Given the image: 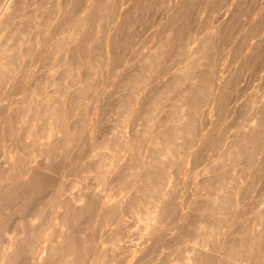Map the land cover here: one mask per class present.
<instances>
[{
  "label": "rangeland",
  "instance_id": "1",
  "mask_svg": "<svg viewBox=\"0 0 264 264\" xmlns=\"http://www.w3.org/2000/svg\"><path fill=\"white\" fill-rule=\"evenodd\" d=\"M6 1L7 0H5V2ZM38 1L42 3L40 7L42 10L38 9L37 12L42 14L41 22L42 23L44 22L43 23L44 25L41 24L43 25L42 27L44 28L40 26V28H42L43 30L41 31L40 29V32H42V34L40 35V43L38 46L34 47L31 50L32 52L29 53V56L26 57L28 60L25 58L24 59L25 62L24 63L22 62V64L25 66L21 67V69L25 67L29 68V69L25 68V70L22 69L23 72L26 70L28 71V72L27 71L24 72L25 73V75H23L24 77H21L23 74L22 71L18 73L19 77L23 78V80L20 81V79H18L19 80L18 81L16 79L14 80V83L13 82L4 83L6 86L3 85V87L0 85V88L2 87L0 89V108H1L0 109V120H4L6 118L5 112L7 110L5 109L6 111H4V109L2 108V107L6 108L5 107L6 105L4 106V103L6 104L9 101H11L13 98L20 95V93L22 92V89L27 88L28 86L33 84L31 82H36L35 80L38 79L37 82L39 81V84H38L39 91L41 90L44 91V84H45L44 81L53 75L56 77L59 75L60 66H58L59 68L58 69L57 65H52L53 63L50 61V59H48L47 54L43 53L41 48H43V46L49 40L53 39L54 37H57V35L58 37L61 36L63 34V31L67 27H69L76 18H80V15H81L80 13L85 3V0H60L61 1L60 5L58 4V6L57 5L54 6L56 4L55 0L54 1L53 0H47V1L46 0H33V1L23 0L24 5L22 4L21 9L22 8L23 9L22 10L20 9V13L22 14L30 13L32 11L31 9L36 7L35 5H37ZM100 1H99L100 3L99 5L96 4L97 6L96 5L95 7L93 6L94 8L91 7V13L89 14L91 19H96V20H91V22L92 21L93 22L86 29L87 32L85 36L88 37L87 38L88 40L90 39L89 47L88 48L85 47L84 49L82 48L83 51L80 50L81 54L80 52L78 54L80 55L81 59L83 60L87 59L91 61L92 63L90 62V64L93 65L92 67H90V69L87 68L88 66L86 65H85L86 68L84 69L83 68L84 65H81V68L84 71H82L81 68L79 69L83 72L81 74L83 77L82 79L83 80L85 79L83 81L84 82L83 88H81L82 91L79 90L77 93V95H80L79 97L80 99L77 97H74L76 98L75 99L76 101L73 104L71 103V105H69L70 103L69 101H66L67 103L65 102L66 106L65 104H59V106L62 105V106H65V108L69 107L71 110H73L72 112L76 113V116H74L75 114L73 113L74 117L73 116H71L72 118L67 117L69 120L67 119V121L64 122L65 126L70 127L72 130L76 129V131L73 130L71 132V134L68 136L69 139L67 137V139H65L66 142H63L64 144L61 142V141H64L63 138H60L57 141L58 143H55V147L51 148L53 146L51 144L52 145L51 147L49 145V147L47 146V148L44 147V149L43 148L40 149L41 147H39V143L36 141L37 139L35 138L37 137L36 135L39 136L40 134H42L41 130H39L40 124L37 121L41 115L38 114L39 116H36V119L34 121L36 123L34 124L35 129L33 128L32 125H29V123H31V121L28 120L29 118L25 120L27 123L24 122L21 125L18 119V117L20 118L19 115L16 117V119L11 118L10 121L12 122V124H10L11 122L9 120L4 122V124L6 125H4L3 123L0 124V127L1 126L6 127V128L3 127L5 129L1 127L3 129V132H2V129L0 128L1 129L0 133L3 134L2 136L0 135V156H1L0 163H2L0 164V175H1L0 181H2L3 177L5 179V180L3 179V182L8 181L9 179L14 180L15 178H17L16 179L17 181L19 180L18 179L19 173L17 172L24 171V168H25L24 163L21 164L20 162L21 158L20 159L18 158L20 155L23 156L22 159L24 157L27 159L31 158L30 162L35 163V165H33L32 167H36L37 165L40 166V164H43L48 169V170L46 169L45 171L47 174L43 173L44 171L41 170L39 171V174L41 175L38 174V177L31 178V179H34L33 181L35 182L29 181L28 179L26 180V182H23V184H26V186L21 183L23 187H20V189L16 188L17 190L14 192L15 194H13V196H11L12 195L11 192L4 190L5 187H3V184L5 185L6 182L4 183L0 182V184L2 185L0 186V190H1L0 192H4L2 193V195H0V203H3L4 206L8 205L7 206L8 208L5 209L4 211L3 204H0L1 211H4L3 213L0 211V216H2L0 218V222H1L0 223V233L1 234L4 233L3 235L0 234V237H2L0 238V247L1 248L3 247L4 242H5V246L9 245L8 244L9 237H17L20 240V243L18 244L20 246V253L15 256V259L17 258L16 262L17 264H19V261H21L20 264L21 263L23 264V262L24 264L26 263L28 264L29 256L27 257L28 252L26 250H28V247L30 245H33V243L31 242H34V239H37L38 241H36V243L40 244V247L38 248L37 256L42 257L48 254V249L46 248L49 246L51 242L53 241L57 242L61 240L63 241L67 239L66 235L67 236L70 235L71 237L73 236L72 238L74 240L75 245H77L78 247L82 246L80 247L82 250L80 251L82 253L80 254L78 258L77 264H89V261L91 264V261L93 259H94L92 261L93 264H122V263L128 264L132 259L140 260L141 263L139 264H153V263L154 264H181L182 256L186 253H191V251H193L192 250L193 245L191 246V243L188 240L191 241L194 238L195 239L198 238L197 240L199 241V243H201V241L203 240L202 237L204 236L201 234L200 231H198L199 233V236H198V234L196 233L197 228L195 226L199 219L205 218L208 222L209 221L214 222L215 225H214L213 232L215 233L216 231H218V235H216L217 232L213 234L212 237L215 240L211 238L213 240L212 242H210L209 246L215 245V247L216 246L221 247L222 246L221 243L223 241H225L226 244L228 243V245H226L225 247L223 246L221 247L222 249L221 251L223 252V254L221 252L222 254L221 256L218 255L216 257V255L214 256L213 254H211L212 256L210 254H208V256H205L208 259L204 257L205 261L203 264H230V263L232 264V262H230L226 256L225 257L223 256L224 253L228 252L230 254L232 253L233 255L235 254L238 257L241 256L242 252L244 251H239V252H235L232 250L229 251L228 247L230 244L234 243V241L236 242L238 240L239 235L240 236L242 235L243 237H246V238L248 237L249 228L247 227H248V224L250 223L249 220L251 219L254 220L255 217H257V214H255L254 210H258L264 207V124L262 125V127L259 126L254 129V132H255L254 139L255 140L254 139L253 140L255 143H253V141H250V142L249 141L244 142V140L239 141L241 140L240 138L243 136V131H244V134L246 131H248V130H245L244 126L249 122V120L247 119H250V116H252L253 114L252 112L257 107L259 108L261 106V108H263L260 118H261V121L264 123V118H263L264 117V106H263L264 105V0H100ZM66 2L67 4L64 6ZM45 5L46 7L48 5V7L45 8ZM60 7H63V8L61 9ZM54 8L55 9L57 8V9L55 10ZM96 13H98V16ZM50 20H53V21H50ZM93 23H94V26H93ZM45 24L47 25V27ZM14 27L15 26L12 25L11 29H13ZM108 33H109V37H108V41H106V38H107L106 36ZM47 35L48 36L50 35V36L48 37ZM112 35H114V38H113L114 40H112L111 38ZM203 41L205 42L203 43V46L200 49L199 53L197 54V52H193V50L197 47V45H199L200 42L202 43ZM90 46L93 48V50H91L92 48ZM204 46H205V50H204ZM152 47L154 48L155 51L152 50L153 49ZM107 51L108 52L110 51V52L108 53ZM149 52L151 53L153 52V53L151 54ZM157 52L158 54L156 57L155 55ZM147 53L148 55H151L153 57L151 58V61L149 60L148 63H144V62L142 63V60H144V57L147 56ZM78 55H76L77 57L75 56V61L78 60ZM87 56H89V58ZM103 56H104V59H103ZM90 57L91 58L93 57V59H91ZM29 59H31V61ZM189 59L191 61L198 60V64L192 62L190 65L191 67L189 66L190 68L188 67L185 70V72H190V73L192 72L194 74L196 72H197L196 74L200 73L199 78H201L203 81V83L201 84L202 88L201 89L199 88V90L195 93V96H193L192 98L193 99L192 102L194 101L193 105H195V107L193 106V109L196 112H192L193 109H190L191 114L189 115V117L191 119V128L188 133L189 134L191 133L190 135H192L193 133V136H190L188 133H183L180 139L182 141V142L180 141V143L183 146L180 147L181 145L178 146L175 144L176 146L174 145V147H172L175 154L176 153L177 154L169 156L168 159H170L171 162H169L170 161L169 160L168 162H166L167 165L161 164L158 166V167H162V166L169 167L168 174L170 173L169 174L170 181L166 185V190H170L171 188L172 189L170 190L171 192L168 191L169 194L170 193L171 194L168 195V198L166 200L167 202L166 216L168 220L165 219L164 226L160 230L156 229L155 231L154 229L152 230V232H149V229L145 228L144 226L145 222L147 221L146 216H144L145 206L143 203L139 202L140 195L141 196L143 195V193L139 192L141 191L140 188H142L140 185L143 186L145 182H142L141 180L135 181L131 177H130L131 179L129 177L126 178L127 177L126 173L128 171L126 172L125 170L124 172L123 170L124 172L123 173L121 170L123 168H121V166L125 167L126 165L128 166L129 164H130L129 166L132 165L131 166L132 170H130V172H132V177L134 178L141 176V174L143 173L142 171L144 168L141 169L142 165L139 164L138 162L144 158L143 152L146 151L145 149H148L150 153L153 150L152 149L153 145L148 143L150 142L148 139H151L150 135H152L151 136L152 138L154 137L153 136L155 135L154 131L157 130L159 126L161 127L160 129L164 131L169 128L170 122L166 123V121L168 118H171V116L169 115H171L172 112L171 111L167 112L166 110L167 109L170 110L171 104H173V102L175 101L174 97L177 94H179L180 90H182V88L185 86V83H183L182 81L181 83L178 82V84L177 82L176 84L175 82H173V84L172 82H170L169 84L167 81L168 79H170V77L173 75L174 72H177V70H179L178 68L182 67V65L184 66V65H187V63H190ZM95 62L96 64L98 63L97 65L99 66L100 69L97 68ZM48 67L49 69H51L50 67H53L51 69V72L53 74L52 73L49 74L48 71L50 70L48 69ZM93 68H95V70L97 69V71L99 70L98 73L95 71L96 72L95 74ZM55 69H57L56 71H58V75ZM87 69H88V72H87ZM188 69L189 71H187ZM192 69L193 71L194 70L196 71L193 72L191 71ZM132 70L134 71L135 74L133 73ZM89 72L90 74H92L93 72V74L88 75ZM32 73L34 74L32 75ZM46 73L47 75H49V77L46 76ZM75 73L76 72H74V74ZM130 74L137 76V78H140V80L133 84V82H131L132 81L131 78H133L134 76L131 75L132 76L131 77ZM30 76H31V79H29ZM125 76H126V79H125ZM127 76L130 77V79ZM146 76H147V79H146ZM217 76L219 77L217 78ZM74 77L76 78V74L73 76V79ZM220 77L221 79L219 81ZM127 78L129 81L127 80ZM212 79L213 81H211ZM24 81L25 83H23ZM26 81H29V82L27 83ZM85 81H86V85H85ZM87 81L90 83L92 82L91 83L92 85L88 83ZM139 82H140L141 87H139ZM164 82H165L164 84L165 87L170 85L171 88L168 91V95L164 94L160 97L161 98L160 99L158 98L159 92L156 93V91L159 88H161ZM220 82L223 84L221 85ZM71 83L72 82H70V84ZM80 84L82 85V82ZM143 84H146V85L144 86ZM72 85H75L76 87L75 86L73 87ZM72 85L69 88V89H72V91L78 87L77 84H72ZM173 85H175V87L178 85L179 86L175 88ZM59 86H60V93L64 92L65 90L62 91L63 90L62 88L65 87V84L63 85V83L61 82ZM133 86H136L134 87V89L140 92L135 93L136 91L132 88ZM213 86L215 90L212 89ZM50 87L51 86L47 87V89L49 90ZM219 87L222 89H220ZM52 88L53 87H51V89ZM218 88L220 89V91L218 90ZM8 89H11V90H8ZM202 92L204 93L202 94ZM213 92L214 94L216 93L215 96H213ZM127 93L129 94L128 95L130 97L129 99L127 98ZM132 93L133 94L135 93V94L133 95ZM81 94L83 95L86 94V95L83 96ZM59 96L62 99L60 94ZM118 96L119 97L122 96L121 98L123 99L126 96L125 97L126 101L124 100L125 101L124 102L123 99L120 98L121 100L120 102ZM135 96L137 100L136 98L135 99L133 98ZM164 96L167 100L163 98ZM74 98L72 101H74ZM154 98L160 101L158 105V109H157V105L154 104V102H152L153 101L152 99ZM213 98H214V102H213ZM61 99H59V101L60 103L61 102L63 103V100L61 101ZM116 99L120 103L116 101ZM130 99L133 101H131ZM147 101L149 104L150 103L152 104L150 105L147 104ZM162 101L166 105H164ZM138 102L139 103L141 102V103L139 104ZM212 102H213V105H212ZM133 103L135 104V106L136 105L137 106L135 107ZM117 104H119L120 106L119 105L116 106ZM131 107H133V109ZM153 107H156V108H153ZM154 109L156 111H154ZM172 109H175V108H171V110ZM71 110H70V113H72ZM159 110H162V111H159ZM33 111H32V114L30 115V118H35ZM127 112H129V114H127ZM120 116L122 119L120 118ZM192 117H194L195 119ZM68 121L71 125L68 124ZM89 123L90 125H88ZM72 124L73 125L76 124L75 125L76 127L73 126ZM11 127H12L11 131L12 132L14 131L16 135L12 134V132L9 131ZM192 127H194L195 129ZM201 127H205V128H201ZM7 128H8V131L6 133ZM200 128L202 129L201 131L199 130ZM26 129H28L27 133L29 132V130L31 131L30 133H28V135L33 134L36 137L33 138L34 136L29 135L31 139L33 138L32 140L30 139V137H26ZM135 129H136L135 141L137 143L134 141L133 143L134 148H132L131 150L132 153L130 152V154L129 153L126 154V157L131 156L130 157L131 160L129 158V163L122 165V162L125 161V159H122L123 158L122 156V158H119L120 160L119 159L117 160L116 165L113 164L110 166L109 163L112 160H114L116 156L119 155L118 152L121 147L120 144L122 145V143L120 142L124 141V135L130 136L131 133ZM194 130H197V131L194 132ZM262 130L263 132L261 135L260 133ZM35 131H36V134H35ZM39 131L41 133H39ZM150 131L153 133L151 134ZM199 131L201 133L203 131L202 135ZM9 132L11 133L9 134ZM121 134H124L123 138H121L122 136ZM186 134L189 135V137ZM198 134H200L201 136H198ZM29 140H31V142ZM33 141L35 143H33ZM113 141L116 144L119 143L118 144L119 146H116V144H114ZM234 141L235 142L239 141L240 146L239 148H237V150L239 151H237V153H235L233 157L231 156L232 158L231 160L233 161L230 160L228 162V165L225 167H221L220 163L219 164L214 163L213 160L215 159V157L217 158L218 154L221 153L225 149L226 143L228 142L232 143ZM106 143L108 144L105 145ZM142 143H144V145ZM177 144L179 143L177 142ZM252 144H253V147H252ZM15 145L18 146V148L20 149H18ZM30 145L31 147L32 146L33 147L31 148ZM104 146H106L107 148ZM122 152H124L125 154V150H123ZM122 152L120 151V155H124ZM238 152H240L241 154ZM9 153L11 154L15 153V156L13 157L14 158L13 161L9 159ZM19 153L21 154L19 155ZM131 154L133 155V157ZM152 154L156 156L155 152L154 153L152 152L150 155ZM141 155L143 156V158ZM86 157L87 158L89 157V158L87 159ZM32 158L35 160H33ZM118 161H122V162H118ZM30 162H27V163H30ZM96 163H97V166H96ZM109 166L110 168L107 169L106 171L101 170V168L103 169ZM112 166H114V169ZM116 166L119 167L120 169L116 173V175L117 174L118 175L115 176V177L119 176L118 177L119 180L115 181L113 179L112 181H110L106 177H109V174L111 175L112 173H115V169L117 168ZM1 167H2V170H1ZM226 167L227 169H225ZM27 168L29 167L27 166ZM27 168H25V170ZM152 168L154 170L153 166H151V170ZM20 169L22 170L20 171ZM139 169L142 171H139ZM203 169H207L208 173L204 175ZM210 170H212L213 172ZM145 171L146 169H144V172ZM42 173L44 174V176H42ZM208 174L211 177V179L214 181L210 180V182L205 184L207 186L206 187L203 185L201 181L204 180L208 176ZM224 174L232 175L234 177L233 178L234 180L233 179H230V180L233 181L234 183L231 182L230 180L224 181V184L226 183L224 187H226L227 189L225 188V192L223 195L227 197L226 198L227 201L225 197L223 196L222 198L223 200L222 202H220V206L221 207L223 206L222 212L216 215H213L214 213H212L213 210H211L212 204L210 201V196H211L210 194L216 187L215 186L216 179L213 177L214 176L223 177ZM239 176H240V179H239ZM160 177H161V174L159 175V177H157V180H155L156 182L154 183L156 186L155 188L156 193L158 192L157 190L160 189L163 183L162 182L163 179ZM38 179L41 181L42 185L40 181L38 182ZM122 179L124 181H122ZM37 182L40 184H38ZM31 183L33 184V186H31L32 185ZM159 183L160 185H158ZM35 185L38 188H36ZM233 185H235V187ZM27 187H29V190ZM211 187H212V190H211ZM18 190L19 192L23 191L24 193L25 192L26 193L24 194L22 192L19 195ZM83 192L89 199L91 207H89L86 210H83L82 212L83 214L80 213L78 216H76L77 215L76 211H71L72 205H71L70 199L76 197L78 194L83 193ZM97 192L98 193L100 192V195L103 196V197L101 196V198H103L102 202L104 201L105 204L106 203L107 204L108 203L109 204H120V209L113 211V209L108 210L106 209V207H105V210L101 208L99 206L100 202L98 198L96 197ZM156 193L154 194L156 195ZM26 195H28L27 198H26ZM144 196L142 197L145 198ZM5 197H10L11 200L14 198L13 199L14 203L10 199L7 202L6 199H4ZM15 197H16V200L17 199L18 201L21 200V202L19 201L20 203L19 202L17 203V201H15ZM29 198L30 200H28ZM22 203L23 205H21ZM59 203L60 205H57ZM229 203L231 205H229ZM26 204L27 206H25ZM16 205H18V207L20 206L21 208L19 207L20 209H17ZM213 205L216 206L215 204ZM47 206L49 207V209ZM58 206H61L59 208V210L61 209L60 210L61 213L65 211L66 213L69 214V217L71 218L69 224L61 226L59 225V223L55 222V219L52 217L53 216L52 211L57 209ZM66 208H69V209L67 210ZM135 210L138 211L137 213H139L140 215L143 214V217L136 214ZM34 213L35 214L37 213V215H34ZM134 213L136 214V216ZM221 214L222 215L224 214L226 218L222 216ZM29 215L30 216L32 215L34 217L32 216L30 217ZM51 218H53V220ZM17 219L19 220L16 221ZM28 220H30V222H28ZM107 221L111 223L108 222L109 223L108 224L106 223ZM33 222H34V226L36 224L35 227L32 224ZM3 223H5V225ZM218 223L219 224L226 223L229 228L225 227L221 231V229L220 228L218 229L217 227L218 229L217 230L216 226H218ZM16 224H18L17 227H16ZM29 224H32V225H29ZM57 226L58 227L60 226L61 228L59 227L58 229ZM15 227L18 229H16ZM19 227H21V229ZM232 228H233V233H232V230H230ZM13 230L14 232H16V234H13L14 233ZM16 230H18L19 232L17 233ZM259 230H262L261 232L264 233V227H260ZM2 231H5V232L2 233ZM115 231H117L118 234ZM112 232H115L114 234H117L118 237L117 235L111 237ZM210 232H212V230ZM47 233L49 236L48 238H47ZM56 233L58 234V236ZM147 233H150V234H147ZM223 233L225 234L222 235ZM263 233H261L263 237L261 239L262 241H260L258 245L259 252L256 253L255 255L256 257L254 256L255 252H253L254 257L251 260L253 264H264V234ZM22 235L24 237H22ZM215 235L218 236L220 239L217 238V241H216ZM19 236H21V238ZM236 236L237 238H235ZM55 237H58V239ZM59 237L61 240L59 239ZM115 237H117V239ZM18 239H17V243L19 242ZM116 245H118L117 248L115 247ZM10 246L11 245L8 246L7 250H10L13 248V247L10 248ZM99 246H102L104 249H108V250H104L102 247L100 248ZM195 246L196 247L198 246L197 248H199L198 244H196ZM82 248H86V249H82ZM118 248L120 249L118 250ZM24 250L26 252H22ZM108 251L109 253H107ZM110 252L113 253V256H112V253ZM22 253H23V256H22ZM99 254H103V256H98ZM81 255H83V257ZM26 257L27 259H24ZM220 257H221V260L223 261L220 260Z\"/></svg>",
  "mask_w": 264,
  "mask_h": 264
},
{
  "label": "bare ground",
  "instance_id": "2",
  "mask_svg": "<svg viewBox=\"0 0 264 264\" xmlns=\"http://www.w3.org/2000/svg\"><path fill=\"white\" fill-rule=\"evenodd\" d=\"M30 1V0H29ZM33 1V0H32ZM47 1V0H46ZM54 1V0H53ZM56 1V4L54 5V6H58V4L60 5V0H55ZM99 1L100 0H85V3H84V6H83V8H82V10H81V15H80V18H76L74 21H73V23H71V25L69 26V27H67L64 31H63V34L61 35V36H59L58 37V35H57V37H54L53 39H51V40H47L48 42L43 46V48H41L42 49V51H43V53L44 54H47V57H48V59H50V61L53 63L52 65H57V68H58V66H60V72H59V75H58V71H56L57 69H55V71H56V73H57V77L56 76H51L53 73L51 72V69L53 68V67H50L51 69H49V67H48V69L50 70V71H48L49 72V74L50 73H52L50 76V78H48V79H46L45 81H44V91H39V86H38V84H39V81L37 82V80H35L36 82H31V83H33V84H31L30 86H28L27 88H24V89H22V92L20 93V95H18L17 97H15V98H13L11 101H9L8 103H4V106L6 107V108H4V107H2L3 109H4V111H6L5 113H6V118L4 119V117H3V119L4 120H0V124H4V122L5 121H7V120H11V118L12 119H16V117L19 115L20 116V118L18 117V119H19V121H20V123H21V125H22V123H24V122H26L25 120H27L28 118V120H30L31 121V123H29V125H32L33 126V128L35 129V125L34 124H36L34 121H35V119H36V116H39V115H41L40 116V118L39 117H37V118H39L37 121L39 122V124H40V128H39V130H41V132H42V134H40L39 136L38 135H36V136H34L33 134H29V135H31V136H34L33 138H35V139H37L36 141L39 143V147H41L40 149H44V147H46L47 148V146L49 147V145H50V147L51 148H53V147H55V143H58L57 141L60 139V138H63V140L64 141H61L62 143L63 142H66L65 141V139H67V137L71 134V132L74 130H72L70 127H68V126H65L64 125V122L65 121H67V119L68 118H70L71 116H73V113L75 114L74 116H76V113L75 112H72L73 110H71L69 107H66L65 108V106H66V101H69L70 103H69V105H71V103L73 104L76 100V98H74V97H77V98H79L80 97V95H77V93H78V91L80 90V91H82L81 90V88H83V81L85 80H83L82 78V71H84L82 68H81V65H84V69L86 68L85 67V65L86 66H88L87 68H89L90 69V67H92L93 65H91L90 64V62L91 61H89V60H83V59H81L80 58V55H78L79 54V52H80V50H82L83 51V49L85 48V47H89V41H90V39L88 40L87 38L88 37H86L85 35H86V32H87V27L89 26V25H91V23L93 22H91V20H96V19H91V17H90V13H91V7H95V5L96 4H100L101 3V1H100V3H99ZM49 2V1H48ZM24 2H23V0H7L6 2H5V0H0V85L3 87V85H5L4 83H7V82H13L14 83V80H18V79H20V81H22L23 80V78H20L19 77V75H18V73H20L21 71H22V69L23 70H25V68H22L21 69V67H23V66H25V65H23L22 64V62L24 63L25 61H24V59L27 57V56H29V53L30 52H32L31 50L34 48V47H36V46H38L39 45V43H40V35L42 34V32H40V29H41V31H43L42 30V28H44V27H42L44 24V22L42 23L41 22V16H42V14L41 13H38L37 11H38V9H41L40 7H41V5H42V3L41 2H39L38 1V3H37V5H35L36 7H34L33 9H31L32 11L30 12V13H25V14H22V13H20V9H21V7H22V4H23ZM29 3H31V2H29ZM47 3V2H46ZM45 3V4H46ZM51 4V3H50ZM67 4V2L64 4V6ZM69 4V3H68ZM24 5V4H23ZM52 5V4H51ZM50 5V6H51ZM61 5H62V3H61ZM44 6V5H43ZM97 6V5H96ZM47 7H48V5H47ZM46 7V5H45V8H47ZM67 7V6H66ZM93 7V8H94ZM103 7V6H102ZM44 8V9H45ZM61 9L63 8V7H60ZM23 9V8H22ZM21 9V10H22ZM25 9V8H24ZM29 9V8H28ZM53 9V8H52ZM51 9V10H52ZM55 9V8H54ZM57 9V8H56ZM55 9V10H56ZM58 9H59V7H58ZM42 10V9H41ZM26 11V10H25ZM49 11V10H48ZM53 11V10H52ZM24 12V11H23ZM29 12V11H28ZM47 12V11H46ZM54 12V11H53ZM60 12H61V10H60ZM94 12V11H93ZM96 12V11H95ZM48 13V12H47ZM57 13V12H56ZM103 13V12H102ZM105 13V12H104ZM58 14V13H57ZM93 14V13H92ZM97 14V16H98V13H96ZM46 15V14H45ZM70 16V15H69ZM76 16V15H75ZM93 17H95V16H93ZM106 17H107V15H106ZM26 18H28V19H26ZM30 18V19H29ZM46 18H48V17H46ZM170 18V17H169ZM50 19V18H49ZM98 19V18H97ZM103 19V18H102ZM120 20V19H119ZM50 21H53V20H50ZM107 21V20H106ZM49 22V21H48ZM118 22V21H117ZM41 24H43V25H41ZM99 24V23H98ZM12 25H14L15 27L13 28V29H11V27H12ZM46 25V24H45ZM49 25V24H48ZM117 25V24H116ZM153 25V24H152ZM40 26L42 27V28H40ZM50 26V25H49ZM57 26V25H56ZM93 26H94V23H93ZM92 26V27H93ZM108 26V25H107ZM46 27H47V25H46ZM109 27V26H108ZM117 27V26H116ZM49 28V27H48ZM46 29V28H45ZM89 29V28H88ZM115 29V28H114ZM55 30V29H54ZM97 31V30H96ZM50 32V31H49ZM100 32V31H99ZM118 32H119V30H118ZM157 32V31H156ZM168 32V31H167ZM215 32V31H214ZM51 33V32H50ZM45 34H46V32H45ZM52 34V33H51ZM50 34V35H51ZM211 34V33H210ZM49 35V36H50ZM89 35V34H88ZM97 35V34H96ZM111 35V34H110ZM168 35V34H167ZM171 35V34H170ZM48 36V35H47ZM48 36V37H49ZM92 36V35H91ZM98 36V35H97ZM208 36V35H207ZM47 37V38H48ZM107 38H106V41H108V37H109V33L107 34V36H106ZM111 38H112V40H114L113 38H114V35H112L111 36ZM111 38H109V39H111ZM175 38V37H174ZM96 39V38H95ZM162 39V38H161ZM204 39V38H203ZM211 39V38H210ZM43 40V39H42ZM45 40V41H46ZM170 40V39H169ZM173 41V40H172ZM205 41H203L202 43L200 42V44L199 45H197V47L193 50V52H197V54L199 53V51H200V49L202 48V46H203V43H204ZM106 43V42H105ZM99 44V43H98ZM131 44V43H130ZM42 45V44H41ZM156 45V44H155ZM93 46V45H92ZM110 46V45H109ZM109 46H107V47H109ZM165 46V45H164ZM206 46V45H205ZM205 46H204V50H205ZM209 46V45H208ZM42 47V46H41ZM91 47V46H90ZM94 47V46H93ZM106 47V46H105ZM137 47V46H136ZM154 47V46H153ZM152 47V48H153ZM163 47V46H162ZM192 47V46H191ZM83 48V49H82ZM92 48V47H91ZM96 48V47H95ZM156 49V48H155ZM226 49V48H225ZM38 50V49H37ZM36 50V51H37ZM87 50V49H86ZM91 50H93V48L91 49ZM91 50H89V51H91ZM108 50V49H107ZM151 50V49H150ZM152 50H154V48L152 49ZM85 51V50H84ZM155 51V50H154ZM153 51V52H154ZM159 51V50H158ZM108 52V51H107ZM106 52V53H107ZM110 52V51H109ZM108 52V53H109ZM152 52V53H153ZM190 52V51H189ZM107 53V54H108ZM149 53H151V52H149ZM151 53V54H152ZM201 53V52H200ZM33 54V53H32ZM78 55V60L77 61H75V56L76 55ZM80 54H81V52H80ZM98 54V53H97ZM157 54H158V52L156 53V57H157ZM192 54V53H191ZM160 55V54H159ZM158 55V56H159ZM97 56V55H96ZM114 56V55H113ZM138 56V55H137ZM199 56V55H198ZM45 57V56H44ZM77 57V56H76ZM81 57H83V56H81ZM88 58H89V56H87ZM153 56H151V55H148V53H147V56H145L144 57V60H142V63L144 62V63H148L149 62V60L151 61V58H152ZM203 57H204V55H203ZM84 58H85V56H84ZM91 58V57H90ZM96 58V57H95ZM194 58V57H193ZM27 59V58H26ZM47 59V60H48ZM91 59H93V57L91 58ZM103 59H104V56H103ZM143 59V58H142ZM156 59V58H155ZM186 59V58H185ZM201 59V58H200ZM28 60V59H27ZM30 61H31V59H29ZM96 60V59H95ZM182 60V59H181ZM33 61V60H32ZM97 61H98V59H97ZM96 61V62H97ZM138 61V60H137ZM26 62H28V61H26ZM96 62H95V64H96ZM165 62V61H164ZM188 62V61H187ZM189 62L190 63H187V65H182V67H180V68H178L179 70H177V72H174L173 73V75L170 77V79H168V83L170 84V82H172V84H173V82H175V84H176V82H177V84H178V82H180L181 83V81L183 82V83H185V86L182 88V90H180V92H179V94H177L175 97H174V102H173V104H171V108H175V109H172L171 110V108H170V110L169 109H167L166 111L167 112H172V114L171 115H169V113H168V115L169 116H171V118H168L167 119V121L166 120H164V121H166V123L168 122H170L169 123V128L167 129V130H162V129H160L161 127L159 126L158 128H157V130H155L154 131V134L155 135H153L154 137L152 138L151 136L152 135H150V138L151 139H148L150 142H148V143H150V144H152L153 146H152V151H151V153L153 152H155V154H156V156L155 155H153V157H152V155H150L151 153H150V151H148V149H145L146 151L145 152H143V156H144V158H143V156H142V160L141 161H139L138 163L139 164H141L142 165V167H141V169L142 168H144V169H146V171L144 172V169H143V171L142 170H140L139 169V171H142L143 173L141 174V176H139V177H136V175H135V177L136 178H134V177H132V172H130V170H132L131 169V166H121V168H123V169H121L122 170V172H123V170H124V172H125V170H126V178H132L133 180H137V181H139V180H141L142 182H145V184L142 186V185H140L142 188H140L141 189V191H139V192H141V193H143V195L142 196H144L145 198H143L141 195H140V197H139V202L140 203H143L144 204V206H145V210H144V213H145V215L144 216H146V219H147V221L145 222V228H147V229H149V232H152V230H154L155 229V231H156V229H161L163 226H164V221H165V219L166 220H168L167 219V216H166V211H167V208H166V204H167V202H166V200H167V198H168V195H170L169 194V192H171L170 190L172 189H170V190H166V185L169 183V179H170V173L168 174V166H162V167H158L159 165H163V164H166V162H168L170 159H168L169 158V156H172V155H174L175 154V152H174V150L172 149V147H174V145L176 144V145H178V146H180L181 145V143H180V139H181V135H183V133H188L189 131H190V128H191V119H190V117H189V115L191 114V111H190V109H193V106L195 107V105H193V102H192V98H193V96H195V93L199 90V88L201 89L202 87H201V84L203 83V81H202V79L201 78H199L200 76H199V74H194V73H190V72H185V70L191 65V63L193 62V63H197L198 64V60H190L189 59ZM205 62V61H204ZM92 63V62H91ZM160 63V62H159ZM34 64V63H33ZM43 64V63H42ZM45 64V63H44ZM46 64H48V63H46ZM93 64H94V62H93ZM98 64V63H97ZM96 64V66H97V68H99V66ZM186 64V63H185ZM201 64V63H200ZM28 65V64H27ZM26 65V66H27ZM51 65V66H52ZM48 66V65H47ZM50 66V65H49ZM144 66V65H143ZM198 66V65H197ZM95 67V66H94ZM156 67H158V66H156ZM191 67V66H190ZM189 67V68H190ZM56 68V67H55ZM77 68V69H76ZM82 69V71L81 70H79V69ZM96 68V67H95ZM95 68H93L94 69V72L96 71L97 73H98V71H97V69L95 70ZM140 68V67H139ZM26 69H29V68H26ZM32 69V68H31ZM100 69V68H99ZM103 69V68H102ZM105 69V68H104ZM38 70V69H37ZM36 70V71H37ZM27 71V70H26ZM26 71H24V72H26ZM41 71H43V70H41ZM93 71V70H92ZM133 71V70H132ZM187 71H189V69L187 70ZM191 71H193V69L191 70ZM194 71H196V70H194ZM193 71V72H194ZM23 72V71H22ZM23 72V74H22V76L21 77H24L23 75H25V73ZM28 72V71H27ZM40 72V71H39ZM53 72H54V70H53ZM74 72H76L75 74H76V78L74 77V79H73V76L75 75L74 74ZM87 72H88V69H87ZM91 72V71H90ZM90 72H89V74L88 75H92L93 74V72H92V74H90ZM96 72H95V74H96ZM141 72V71H140ZM169 72V71H168ZM201 72V71H200ZM43 73V72H42ZM55 73V74H56ZM133 73H134V71H133ZM29 74V73H28ZM34 73H32V75H33ZM38 74V73H37ZM128 74V73H127ZM135 74V73H134ZM138 74V73H137ZM131 75H133V74H130V76ZM142 75V74H141ZM27 76V75H26ZM46 76H48L49 77V75H47V73H46ZM134 76V75H133ZM145 76V75H144ZM33 77V76H32ZM39 77V76H38ZM93 77V76H92ZM128 77V76H127ZM132 77V76H131ZM165 77V76H164ZM219 76H217V78H218ZM34 78H36V77H34ZM90 78V77H89ZM88 78V79H89ZM120 78V77H119ZM129 79H130V77H128ZM128 78H127V80H128ZM29 79H31V76L29 77ZM45 79V78H44ZM70 79V80H69ZM88 79H86V80H88ZM94 79V78H93ZM125 79H126V76H125ZM132 79V81L131 82H133V84L134 83H136V82H138L139 80H140V78H137V76H134L133 78H131ZM141 79H142V77H141ZM144 79V78H143ZM146 79H147V76H146ZM220 79H221V77L219 78V81H220ZM91 80V79H90ZM207 80V79H206ZM217 80V79H216ZM222 80H223V78H222ZM19 81V80H18ZM32 81H34V80H32ZM68 81H69V83H68ZM92 81V80H91ZM129 81V80H128ZM144 81V80H143ZM142 81V82H143ZM146 81V80H145ZM209 81V80H208ZM211 81H213V79L211 80ZM16 82V81H15ZM27 83L29 82V81H26ZM41 82V81H40ZM63 83V85L65 84V87L64 88H62L63 90L62 91H64V92H61L60 93V86H59V84L60 83ZM70 82H72L71 84H70ZM82 82V85L80 84ZM88 82V81H87ZM166 82V81H165ZM165 82L163 83V85L161 86V88H159L157 91H156V93L157 92H159V95H158V98H160L162 95H164V94H167L168 95V91L170 90V85L169 86H167V87H165L164 86V84H165ZM210 82V81H209ZM19 83V82H18ZM22 83V82H21ZM23 83H25V81L23 82ZM26 83V84H27ZM88 83H90V82H88ZM92 83V82H91ZM90 83V84H91ZM128 83H130V82H128ZM146 83V82H145ZM207 83V82H206ZM212 83V82H211ZM12 84V83H11ZM25 84V85H26ZM72 84H77L78 85V87L76 88V89H74L73 91H72V89H69L70 88V86L72 85ZM126 84V83H125ZM217 84H219V83H217ZM220 84L222 85L223 83H221L220 82ZM21 85V84H20ZM37 85V86H36ZM85 85H86V81H85ZM89 85V84H88ZM92 85V84H91ZM128 85V84H127ZM126 85V86H127ZM131 85V84H130ZM144 86L146 85V84H143ZM180 85V84H179ZM178 85V86H179ZM212 85V84H211ZM210 85V86H211ZM221 85H220V87H221ZM6 86V85H5ZM8 86V85H7ZM12 86V85H11ZM19 86V85H18ZM43 86V85H42ZM49 86H51V87H53L52 89H51V87H50V89L48 90L47 89V87H49ZM73 87L75 86V85H72ZM80 86H82V87H80ZM137 86V85H136ZM136 86H133L132 88L134 89V87H136ZM164 86V87H163ZM174 87H175V85H173ZM178 86H176V87H178ZM181 86V85H180ZM208 86V85H207ZM214 86H216V85H214ZM214 86H213V88L212 89H214L215 90V88H214ZM1 87V88H2ZM67 87V88H66ZM72 87V88H73ZM76 87V86H75ZM87 87V86H86ZM89 87V86H88ZM129 87V86H128ZM131 87V86H130ZM139 87H141L140 86V82H139ZM175 87V88H176ZM205 87V86H204ZM219 87V88H220ZM223 87V86H222ZM0 88V89H1ZM14 88V87H13ZM21 88V87H20ZM124 88V87H123ZM127 88V87H126ZM208 88V87H207ZM218 88V90L220 91V89H222V88H220L219 89ZM18 89V88H17ZM41 89V88H40ZM47 89V90H46ZM86 89V88H85ZM139 89V88H138ZM141 89V88H140ZM178 89V88H177ZM203 89H205V88H203ZM8 90H11V89H8ZM71 90V91H70ZM128 90V89H127ZM131 90V89H130ZM129 90V91H130ZM135 90V89H134ZM134 90H133V92H134ZM142 90V89H141ZM211 90V89H210ZM214 90H212V91H214ZM136 91V90H135ZM167 91V92H166ZM205 91V90H204ZM209 91V90H208ZM66 92V93H65ZM140 91H136L135 93H139ZM201 92V91H200ZM217 92V91H216ZM134 93V94H135ZM151 93V92H150ZM155 93V94H156ZM178 93V92H177ZM204 92H202V94H203ZM206 93V92H205ZM212 93V92H211ZM59 94L61 95V97H62V99L60 98V96H59ZM84 94V93H83ZM83 94H81V95H83ZM133 94V93H132ZM133 94V95H134ZM153 94V93H152ZM154 94V95H155ZM170 94V93H169ZM216 94V93H215ZM215 94H214V92H213V96H215ZM86 95V94H85ZM85 95H83V96H85ZM120 95H122V94H120ZM129 94L127 93V98L129 99L130 97L128 96ZM131 95V94H130ZM150 95V94H149ZM91 96V95H90ZM117 96V95H116ZM144 96V95H143ZM11 97V96H10ZM93 97V96H92ZM119 97V96H118ZM118 97H116V98H118ZM122 97V96H121ZM121 97H119V100H120V98ZM126 97V96H125ZM124 97V99L123 98H121V99H123V101L126 99ZM146 97V96H145ZM157 97V96H156ZM73 98H74V101H72L73 100ZM97 98V97H96ZM134 99L136 98V96L135 97H133ZM164 99H166L165 98V96L163 97ZM169 98H170V96H169ZM195 98V97H194ZM215 98V97H214ZM214 98H213V102H214ZM59 99H61V101L63 100V103L61 102L60 103V101H59ZM80 99V98H79ZM85 99V98H84ZM132 99V98H131ZM130 99V100H131ZM145 99V98H144ZM161 99V98H160ZM212 99V98H211ZM78 100V99H77ZM97 100V99H96ZM129 100V101H130ZM136 100H137V98H136ZM153 101L152 102H154V104H156L157 105V109H158V105H159V103H160V101L159 100H156L155 98L154 99H152ZM167 100V99H166ZM170 100V99H169ZM72 101V102H71ZM94 101V100H93ZM116 101H118L117 99H116ZM115 101V102H116ZM126 101V100H125ZM124 101V102H125ZM128 101V100H127ZM131 101H133V100H131ZM66 102V103H65ZM98 102V101H97ZM119 102V101H118ZM117 102V103H118ZM120 102H121V100H120ZM119 102V103H120ZM163 102V101H162ZM213 102H212V105H213ZM135 103V102H134ZM133 103V104H134ZM137 103V102H136ZM139 103V102H138ZM141 103V102H140ZM139 103V104H140ZM143 103H145V102H143ZM59 104H65V106H62V105H60L59 106ZM80 104V103H79ZM93 104V103H92ZM123 104V103H122ZM121 104V105H122ZM132 104V103H131ZM147 104H149L148 103V101H147ZM150 104H152V103H150ZM149 104V105H150ZM153 104V105H154ZM163 104H164V102H163ZM195 104H196V102H195ZM3 105V104H2ZM119 104H117L116 106H118ZM152 105V106H153ZM155 105V106H156ZM164 105H166V104H164ZM209 105V104H208ZM211 105V106H212ZM68 106V105H67ZM73 106V105H72ZM72 106H70V107H72ZM95 106V105H94ZM120 106V105H119ZM124 106V105H123ZM126 106H128V105H126ZM134 106H135V104H134ZM137 106V105H136ZM135 106V107H136ZM210 106V105H209ZM264 106V105H263ZM80 107V106H79ZM129 107H130V105H129ZM140 107V106H139ZM198 107V106H197ZM69 108V109H68ZM76 108V107H75ZM88 108V107H87ZM117 108V107H116ZM124 108V107H123ZM128 108V107H127ZM132 109H133V107H131ZM149 108H151V107H149ZM148 108V109H149ZM153 108H156V107H153ZM1 109V108H0ZM6 109V110H5ZM74 109V108H73ZM120 109V108H119ZM137 109V108H136ZM159 109H160V107H159ZM196 109V108H195ZM211 109V108H210ZM34 110V111H33ZM70 110H71V112L72 113H70ZM77 110V109H76ZM90 110H91V108H90ZM150 110V109H149ZM163 110H165V109H163ZM197 110V109H196ZM209 110V109H208ZM207 110V111H208ZM212 110V109H211ZM32 111H33V113H34V117L35 118H30V115L32 114ZM136 111V110H135ZM140 111V110H139ZM147 111V110H146ZM154 111H156L155 109H154ZM159 111H162V110H159ZM263 111V108H261V106L258 108H256L252 113V116H250V119H247V120H249V122L244 126V128H245V130H248V131H246L245 132V134H244V131H243V136L240 138L241 140H239V141H242V140H244V142L245 141H253V143H255L254 142V134H255V132H254V129L256 128V127H259V126H261L262 127V125L264 124L262 121H261V112ZM102 112V111H101ZM121 112V111H120ZM132 112H133V110H132ZM131 112V113H132ZM149 112H151V111H149ZM158 112V111H157ZM156 112V113H157ZM192 112H196V111H194V109H193V111ZM3 113V112H2ZM126 113V112H125ZM152 113H153V111H152ZM39 114V115H38ZM87 114V113H86ZM124 114V113H123ZM127 114H129V112H127ZM134 114V113H133ZM194 114H196V113H194ZM209 114V113H208ZM211 114V113H210ZM13 117H12V116ZM120 115V114H119ZM4 116V115H3ZM73 116V117H74ZM85 116V115H84ZM111 116V115H110ZM123 116V115H122ZM125 116V115H124ZM167 116V115H166ZM197 116V115H196ZM210 116V115H209ZM68 117V118H67ZM213 117V116H212ZM72 118V117H71ZM120 118H121V116H120ZM192 118H194V117H192ZM264 118V117H263ZM75 119V118H74ZM78 119V118H77ZM83 119V118H82ZM96 119V118H95ZM122 119V118H121ZM195 119V118H194ZM193 119V120H194ZM197 119V118H196ZM69 120V119H68ZM91 120V119H90ZM94 120V119H93ZM97 120V119H96ZM117 120V119H116ZM119 120V119H118ZM192 120V121H193ZM30 121H28V122H30ZM71 121V120H70ZM77 121V120H76ZM11 122V121H10ZM86 122H88V121H86ZM157 122V121H156ZM194 122V121H193ZM195 122H196V120H195ZM27 123V122H26ZM25 123V124H26ZM72 123V122H71ZM116 123V122H115ZM123 123V122H122ZM127 123V122H126ZM125 123V124H126ZM131 123H132V121H131ZM147 123V122H146ZM145 123V124H146ZM10 124H12V122L10 123ZM15 124V123H14ZM68 124H70L69 123V121H68ZM95 124V123H94ZM93 124V125H94ZM138 124V123H137ZM4 125H6V124H4ZM9 125V124H8ZM20 125V126H21ZM24 125V124H23ZM28 125V126H29ZM71 125V124H70ZM73 125V124H72ZM76 125V124H75ZM75 125H73V126H75ZM87 125V124H86ZM88 125H90V123L88 124ZM124 125V124H123ZM147 125V124H146ZM145 125V126H146ZM162 125V124H161ZM11 126H13V125H11ZM18 126V125H17ZM27 126V125H26ZM167 126H168V124H167ZM2 128L3 127H5V126H1ZM0 127V128H1ZM9 127V126H8ZM22 127V126H21ZM76 127V126H75ZM74 127V128H75ZM85 127V126H84ZM135 127V126H134ZM163 127V126H162ZM1 128V129H2ZM6 128V127H5ZM5 128H3V129H5ZM16 128V127H15ZM30 128V127H29ZM86 128V127H85ZM97 128V127H96ZM145 128V127H144ZM147 128V127H146ZM192 128H194V127H192ZM201 128H205V127H201ZM199 129L200 131L202 130V129ZM0 129V130H1ZM3 129H2V132H3ZM22 129V128H21ZM25 129V128H24ZM88 129V128H87ZM86 129V130H87ZM120 129V128H119ZM122 129V128H121ZM154 129V128H153ZM195 129V128H194ZM260 129V128H259ZM12 130V127H11V129L9 130V131H11ZM27 130L28 129H26V137H30L29 135H28V133H30L31 131L29 130V132L27 133ZM32 130V129H31ZM80 130V129H79ZM126 130V129H125ZM140 130V129H139ZM258 130V129H257ZM7 131H8V128H7V130H6V133H7ZM74 131H76V129L74 130ZM90 131V130H89ZM135 131H136V129L131 133V135L130 136H127V135H124V134H121L120 136H121V138H123V135H124V141H121V139H120V143H122V145L120 144V150H119V152H118V156H116V158L114 159V160H112L110 163L109 162H107V163H109V165L111 166V165H113V164H115L116 165V162H117V160L119 159V158H122V156H123V158L122 159H125V161L124 160H122V161H124V162H122V161H118V162H122V165H125L126 163H129V158L131 157H126V154L127 153H129L130 154V152H131V150H132V148H134V141H135V138H136V135H135ZM137 131H138V129H137ZM195 131H197V130H194V132ZM199 131V132H200ZM204 131V130H203ZM203 131H202V133H203ZM12 132V131H11ZM11 132H9V134L11 133ZM33 132H34V130H33ZM40 131H39V133H41ZM83 132V131H82ZM151 132V131H150ZM192 132V131H191ZM205 132V131H204ZM207 132V131H206ZM262 132H263V130L261 131V135H262ZM84 133V132H83ZM93 133V132H92ZM98 133V132H97ZM153 132H151V134H152ZM201 133V132H200ZM202 133H201V135H202ZM214 133V132H213ZM5 134V133H4ZM12 134H15L16 135V133H14V131L12 132ZM11 134V135H12ZM35 134H36V131H35ZM89 134V133H88ZM116 134V133H115ZM140 134V133H139ZM189 134V133H188ZM191 134V133H190ZM189 134V135H190ZM195 134V133H194ZM206 134V133H205ZM257 134V133H256ZM0 135L2 136L3 134L2 133H0ZM7 135V134H6ZM61 135V136H60ZM85 135V134H84ZM129 135V134H128ZM187 135V134H186ZM189 135H187L188 137H189ZM200 134H198V136H201ZM204 135V134H203ZM9 136V135H8ZM19 136V135H18ZM60 136V137H59ZM72 136V135H71ZM79 136V135H78ZM107 136V135H106ZM105 136V137H106ZM190 136H193V133H192V135H190ZM234 136V135H233ZM11 137V136H10ZM22 137V136H21ZM73 137H74V135H73ZM80 137H82V136H80ZM187 137V138H188ZM204 137V136H203ZM236 137V136H235ZM258 137V136H257ZM5 138H7V137H5ZM12 138V137H11ZM16 138V137H15ZM32 138V139H33ZM97 138V137H96ZM111 138V137H110ZM144 138H145V136H144ZM143 138V139H144ZM184 138V137H183ZM234 138V137H233ZM238 138V137H237ZM30 139H31V137H30ZM31 139V140H32ZM43 139H44V141H43ZM68 139H69V137H68ZM73 139V138H72ZM176 139H178V140H176ZM189 139V138H188ZM236 139V138H235ZM254 139V140H253ZM6 140V139H5ZM31 140H29L30 142H31ZM71 140V139H70ZM140 140V139H139ZM184 140V139H183ZM193 140V139H192ZM202 140V139H201ZM234 140V139H233ZM17 141V140H16ZM80 141V140H79ZM88 141V140H87ZM93 141V140H92ZM196 141V140H195ZM231 141H232V139H231ZM239 141H234V142H232V143H226V145H225V149L221 152V153H219L218 154V156H217V158L215 157V159L213 160V162L214 163H217V164H221L220 166L221 167H225V166H227L228 165V162L232 159L231 158V156L233 157V155L235 154V153H237V151H239V150H237V148H239V146H240V142ZM257 141V140H256ZM9 142V141H8ZM60 142V141H59ZM96 142V141H95ZM108 142V141H107ZM136 142V141H135ZM177 142L179 143V144H177ZM182 142V141H181ZM208 142V141H207ZM15 143V142H14ZM29 143V142H28ZM33 143H35L34 141H33ZM32 143V144H33ZM91 143V142H90ZM110 143V142H109ZM113 143H114V141H113ZM137 143V142H136ZM248 143V142H247ZM252 143V142H251ZM259 143V142H258ZM52 144V145H51ZM61 144V143H60ZM64 144V143H63ZM108 143H106L105 145H107ZM114 144H116V143H114ZM119 144V143H118ZM118 144H116V146H119ZM140 144V143H139ZM143 145H144V143H142ZM10 145V144H9ZM14 145V144H13ZM23 145V144H22ZM58 145V144H57ZM84 145V144H83ZM147 145H149V144H147ZM146 145V146H147ZM175 145V146H176ZM259 145V144H258ZM16 146V145H15ZM62 146V145H61ZM137 146V145H136ZM177 146V147H178ZM183 145H181L180 147H182ZM245 146V145H244ZM256 146V145H255ZM17 148H18V146H16ZM25 147V146H24ZM30 147H31V145H30ZM33 147V146H32ZM31 147V148H32ZM83 147V146H82ZM93 147V146H92ZM104 147H106V146H104ZM138 147V146H137ZM190 147V146H189ZM252 147H253V144H252ZM23 148V147H22ZM30 148V149H31ZM38 148V147H37ZM107 148V147H106ZM118 148V147H117ZM248 148V147H247ZM246 148V149H247ZM12 149V148H11ZM18 149H20V148H18ZM29 149V148H28ZM36 149V148H35ZM49 149V148H48ZM56 149V148H55ZM97 149V148H96ZM104 149V148H103ZM108 149H109V147H108ZM179 149H181V148H179ZM8 150V149H7ZM13 150V149H12ZM57 150V149H56ZM71 150V149H70ZM93 150V149H92ZM100 150V149H99ZM123 150H125V154H124V152H122ZM176 150V149H175ZM261 150V149H260ZM6 151V150H5ZM23 151V150H22ZM27 151V150H26ZM30 151V150H29ZM35 151V150H34ZM49 151V150H48ZM52 151V150H51ZM60 151V150H59ZM69 151V150H68ZM117 151H118V149H117ZM120 151L124 154V155H120ZM197 151V150H196ZM241 151V150H240ZM246 151V150H245ZM53 152V151H52ZM55 152V151H54ZM62 152V151H61ZM102 152V151H101ZM109 152V151H108ZM111 152V151H110ZM113 152V151H112ZM177 152V151H176ZM51 153V152H50ZM103 153V152H102ZM132 153V152H131ZM238 153H240V152H238ZM247 153V152H246ZM4 154V153H3ZM8 154V153H7ZM21 153H19V155H20ZM35 154V153H34ZM87 154H88V152H87ZM96 154V153H95ZM128 154V155H129ZM177 154V153H176ZM175 154V155H176ZM241 154V153H240ZM244 154H245V152H244ZM27 155V154H26ZM44 155V154H43ZM99 155V154H98ZM113 155V154H112ZM132 155V154H131ZM254 155V154H253ZM15 156V153L14 154H11V153H9V159L10 160H12L13 161V157ZM28 156V155H27ZM32 156V155H31ZM30 156V157H31ZM89 156V155H88ZM100 156V155H99ZM125 156V157H124ZM136 156V155H135ZM1 157V156H0ZM22 157L23 156H19L18 158L21 160L20 162H21V164H23L24 163V167L25 168H27V166L29 167V168H27L26 170H25V168H24V171H21L22 169H20V171L21 172H17V173H19L18 174V181L16 180L17 178H15L14 180L13 179H9L8 181H4V182H6L5 183V185L3 184V187H5L4 188V190L5 191H9V192H11V196H13V194H15L14 192L17 190L16 188H19L20 189V187H23L22 186V184H23V182H26V180H28L29 179V181H33L34 179H31V178H36V177H38V174H39V171H41V170H43L42 172L43 173H46L45 171H46V169H47V167L45 166V165H43V164H40V166H36V167H32L33 165H35V163H33V162H30V160H31V158H29V159H27V158H23L22 159ZM36 157V156H35ZM42 157H44V156H42ZM55 157V156H54ZM66 157V156H65ZM102 157V156H101ZM132 157H133V155H132ZM239 157H241V156H239ZM244 157V156H243ZM17 158V159H18ZM38 158V157H37ZM87 158V157H86ZM89 158V157H88ZM87 158V159H88ZM135 158V157H134ZM134 158H133V160H134ZM235 158V157H234ZM233 158V159H234ZM33 159V158H32ZM104 159V158H103ZM102 159V160H103ZM111 159V158H110ZM141 159V158H140ZM33 160H35V159H33ZM58 160V159H57ZM120 160V159H119ZM130 160H131V158H130ZM53 161H54V159H53ZM86 161V160H85ZM231 161H233V160H231ZM5 162V161H4ZM11 162V161H10ZM27 162H30V163H27ZM106 162V161H105ZM169 162H171V160L169 161ZM48 163V162H47ZM0 164H2V163H0ZM20 164V163H19ZM20 164V165H21ZM39 164V163H38ZM119 164V163H118ZM121 164V163H120ZM173 164V163H172ZM231 164V163H230ZM12 165V164H11ZM10 165V166H11ZM15 165V164H14ZM27 165V166H26ZM140 165V166H141ZM167 165V164H166ZM174 165V164H173ZM6 166V165H5ZM87 166V165H86ZM96 166H97V163H96ZM110 166L109 167H107V168H101V170H103V171H106L107 169H109L110 168ZM119 166V165H118ZM139 166V167H140ZM151 166H153L154 167V170H153V168H152V170H151ZM175 166V165H174ZM236 166V165H235ZM22 167V166H21ZM20 167V168H21ZM53 167V166H52ZM90 167V166H89ZM113 167V169H114V166H112ZM117 167V166H116ZM238 167V166H237ZM15 168V167H14ZM48 168H50V167H48ZM91 168V167H90ZM89 168V169H90ZM219 168V167H218ZM53 169V168H52ZM93 169V168H92ZM96 169V168H95ZM99 169V168H98ZM133 169H134V167H133ZM138 169V168H137ZM209 169V168H208ZM225 169H227V167L225 168ZM1 170H2V167H1ZM14 170V169H13ZM19 170V169H18ZM48 170V169H47ZM120 169H119V167H117L116 169H115V173H112V174H114V175H110L109 174V177H106V178H108V180H110V181H112L113 179L115 180V181H118L119 180V176L118 177H115V176H117L116 175V173L119 171ZM216 170H218V169H216ZM233 170H234V168H233ZM109 171V170H108ZM136 171H138V170H136ZM210 171H212V170H210ZM231 171V170H230ZM241 171V170H240ZM9 172V171H8ZM48 172H50V171H48ZM112 172H113V170H112ZM123 172V173H124ZM170 172V171H169ZM213 172V171H212ZM219 172V171H218ZM235 172V171H234ZM2 173V172H1ZM42 173V176H44V174ZM52 173V172H51ZM86 173V172H85ZM89 173V172H88ZM97 173V172H96ZM106 173V172H105ZM109 173H111V172H109ZM120 173V172H119ZM208 172H207V169H203V174L205 175V174H207ZM220 173V172H219ZM229 173V172H228ZM11 174V173H10ZM13 174V173H12ZM37 174V175H36ZM47 174V173H46ZM108 174V173H107ZM121 174V173H120ZM119 174V175H120ZM136 174V173H135ZM161 174V177L160 178H162L163 179V183H162V186L160 187V189H158L157 191V193L155 192V188H156V186H155V180H157V177H159V175ZM211 174V173H210ZM214 174V173H213ZM216 174H217V172H216ZM233 174V173H232ZM39 175H41V174H39ZM55 175V174H54ZM124 175V174H123ZM212 175V174H211ZM236 175V174H235ZM237 175H238V173H237ZM1 176V175H0ZM13 176V175H12ZM46 176V175H45ZM90 176V175H89ZM97 176V175H96ZM122 176V175H121ZM121 176H120V178H121ZM207 176V175H206ZM217 176V175H216ZM7 177H8V175H7ZM16 177V176H15ZM88 177V176H87ZM125 177V176H124ZM236 177V176H235ZM2 178V177H1ZM14 178V177H13ZM78 178V177H77ZM86 178V177H85ZM130 178V179H131ZM213 178H215L216 179V181H215V189L212 191V193L210 194L211 196H210V201H211V206H212V209L211 210H213V212L212 213H214L213 215H216V214H218V213H221L222 212V207L220 206V202H222V198H223V194H224V192H225V188L226 187H224V185L226 184H224V181H226V180H230V179H233L234 177L232 176V175H229V174H224V176L223 177H213ZM238 178V177H237ZM3 179H4V177H3ZM3 179H2V181H0L1 183H4L3 182ZM83 179V178H82ZM81 179V180H82ZM103 179V178H102ZM124 179V178H123ZM122 179V181H124ZM159 179V178H158ZM239 179H240V176H239ZM1 180V179H0ZM5 180V179H4ZM44 180V179H43ZM210 180H212L211 179V177L209 176V174H208V176L204 179V180H202L201 182L203 183V185L204 186H206L205 184L206 183H208V182H210ZM234 180V179H233ZM40 180L38 179V182H39ZM103 181V180H102ZM212 181H214V180H212ZM211 181V182H212ZM231 181V180H230ZM33 182H35V181H33ZM32 182V183H33ZM37 182V183H38ZM82 182V181H81ZM85 182V181H84ZM131 182V181H130ZM228 182V181H227ZM231 182H233V181H231ZM22 183V184H21ZM31 183V184H32ZM40 183H41V181H40ZM40 183H38V184H40ZM138 183V182H137ZM196 183V182H195ZM234 183V182H233ZM237 183V182H236ZM28 184H30V183H28ZM27 184V185H28ZM78 184V183H77ZM102 184V183H101ZM118 184V183H117ZM232 184V183H231ZM23 185H25L26 186V184H23ZM41 185H42V183H41ZM99 185V184H98ZM103 185H104V183H103ZM158 185H160V183L158 184ZM172 185V184H171ZM0 186H2L1 184H0ZM31 186H33V184L31 185ZM36 186V185H35ZM109 186V185H108ZM112 186V185H111ZM116 186V185H115ZM228 186V185H227ZM234 187H235V185H233ZM41 187V186H40ZM39 187V188H40ZM63 187V186H62ZM75 187V186H74ZM107 187V186H106ZM203 187V186H202ZM207 187V186H206ZM208 187H210V186H208ZM233 187V188H234ZM28 188V190H29V187H27ZM31 188V187H30ZM36 188H38L37 186H36ZM35 188V189H36ZM101 188V187H100ZM113 188V187H112ZM123 188V187H122ZM175 188V187H174ZM231 188V187H230ZM34 189V188H33ZM32 189V190H33ZM138 189V188H137ZM227 189V188H226ZM240 189V188H239ZM27 190V189H26ZM27 190V191H28ZM54 190V189H53ZM59 190V189H58ZM87 190V189H86ZM211 190H212V187H211ZM1 191V190H0ZM39 191V190H38ZM37 191V192H38ZM99 191V190H98ZM132 191V190H131ZM137 191V190H136ZM169 191V192H168ZM238 191V190H237ZM240 191V190H239ZM23 192V191H22ZM22 192H19V190H18V194L20 195V193H22ZM29 192V191H28ZM35 192V191H34ZM57 192V191H56ZM114 192V191H113ZM197 192V191H196ZM1 194L0 195H2V193H4V192H0ZM24 193V192H23ZM26 193V192H25ZM24 193V194H25ZM32 193H33V191H32ZM31 193V194H32ZM54 193V192H53ZM154 193H156V195L154 194ZM233 193V192H232ZM24 194H23V196H24ZM35 194V193H34ZM97 194V198H98V200H99V202H100V204H99V206L101 207V208H103L104 210H105V207H106V209H108V210H111V209H113V211H115V210H118V209H120V204H105V202L103 201L102 202V199L103 198H101V196L102 195H100V192L98 193H96ZM102 194V193H101ZM113 194V193H112ZM22 195V194H21ZM28 195H29V193H28ZM28 195H26V198H27V196ZM36 195V194H35ZM94 195V194H93ZM120 195V194H119ZM137 195V194H136ZM226 195V194H225ZM73 196H75V195H73ZM105 196V195H104ZM231 196H233V195H231ZM20 197V196H19ZM18 197V198H19ZM29 197H31V196H29ZM103 197V196H102ZM225 197V196H224ZM227 197H225V199H226ZM2 199V198H1ZM4 199H6V201L8 202L9 201V199H10V197H5ZM14 199V198H13ZM13 199L11 200V201H13ZM24 199V198H23ZM33 199V198H32ZM96 199V198H95ZM101 199V200H100ZM3 200V199H2ZM28 200H30V198L28 199ZM97 200V199H96ZM117 200V199H116ZM229 200H231V199H229ZM234 200V199H233ZM4 201V200H3ZM15 201H17V203L20 201L21 202V200H19L18 201V199L16 200V197H15ZM24 201V200H23ZM69 201V200H68ZM70 201H71V205H72V210L71 211H76V216H78L80 213H82L83 212V210H86V209H88L89 207H91L90 206V201H89V199L87 198V196L85 195V193L83 192V193H80V194H78L76 197H74V198H71L70 199ZM144 201V202H143ZM226 201H227V199H226ZM19 202V203H20ZM54 202V201H53ZM56 202V201H55ZM182 202V201H181ZM188 202V201H187ZM238 202V201H237ZM13 203H14V201H13ZM26 203H28V202H26ZM210 203V202H209ZM235 203V202H234ZM0 204H3V203H0ZM65 204V203H64ZM92 204V203H91ZM213 204H215L216 206H214ZM225 204V203H224ZM20 205V204H19ZM21 205H23V203L21 204ZM20 205V206H21ZM51 205V204H50ZM57 205H60V203L59 204H57ZM57 205H55V206H57ZM70 205V206H71ZM181 205V204H180ZM229 205H231L230 203H229ZM8 206V205H7ZM7 206H4V204H3V209H4V211H5V209H7L8 207ZM17 206V209H20L19 207H18V205H16ZM25 206H27V204L25 205ZM122 206V205H121ZM210 206V205H209ZM2 207V206H1ZM24 207V206H23ZM44 207V206H43ZM43 207H42V209H43ZM48 207V206H47ZM61 206H58V208L57 209H55V210H53L52 211V217L55 219V222H57V223H59V225H61V226H64V225H66V224H69V222H70V220H71V218L69 217V214L68 213H66L65 211H63L62 213L60 212V210H59V208H60ZM95 207V206H94ZM15 208V207H14ZM54 208V207H53ZM227 208V207H226ZM236 208V207H235ZM9 209H10V207H9ZM36 209H38V208H36ZM48 209H49V207H48ZM67 210L69 209V208H66ZM65 209V210H66ZM13 210V209H12ZM24 210V209H23ZM93 210V209H92ZM137 210V209H136ZM135 210V211H136ZM0 211H1V208H0ZM4 211H1L2 213L4 212ZM35 211V210H34ZM48 211V210H47ZM101 211V210H100ZM255 211V214H257V217H255V219L254 220H252L251 218V220H249V224H248V227L247 228H249L248 230V232H249V235H248V237L246 238V237H243L242 235L240 236L239 235V237H238V240L235 242L233 239V241H234V243H232V244H230L229 245V247H228V250L230 251V250H232V251H235V252H239V251H244V252H242V254H241V256H237V255H233L232 253L230 254V253H228L227 252V250H226V252L227 253H224V257L226 256L227 257V259L230 261V262H232V264H253V262H251V260H252V258L256 255V253H258L259 252V249H258V245H259V243H260V241H262L261 239H262V235H261V233H263V232H261L262 230H259V228L260 227H264V207L263 208H261V209H258V210H254ZM14 212V211H13ZM68 212V211H67ZM138 211H136L135 213L136 214H138V215H140L139 213H137ZM197 212V211H196ZM31 213V212H30ZM51 213V212H50ZM134 213V214H135ZM236 213V212H235ZM83 214V213H82ZM92 214V213H91ZM136 214H135V216H136ZM225 214V213H224ZM224 214L222 215V216H224ZM234 214V213H233ZM238 214V213H237ZM5 215V214H4ZM17 215V214H16ZM33 215V214H32ZM31 215V216H32ZM34 215H37V213L35 214L34 213ZM70 215H72V214H70ZM120 215V214H119ZM205 215V214H204ZM220 215V214H219ZM6 216V215H5ZM12 216V215H11ZM27 216V215H26ZM30 216V215H29ZM28 216V217H29ZM30 216V217H31ZM76 216H75V218H76ZM98 216V215H97ZM115 216V215H114ZM121 216H122V214H121ZM141 217H143V214L142 215H140ZM202 216V215H201ZM200 216V217H201ZM231 216V215H230ZM2 216H0V218H1ZM32 217H34V216H32ZM37 217V216H36ZM40 217V216H39ZM113 217V216H112ZM117 217V216H116ZM119 217V216H118ZM215 217V216H214ZM225 218H226V216H224ZM238 217V216H237ZM5 218V217H4ZM12 218V217H11ZM53 218H51L52 220H53ZM96 218V217H95ZM169 218V217H168ZM180 218V217H179ZM184 218H185V216H184ZM202 218V217H201ZM239 218V217H238ZM254 218V217H253ZM92 219V218H91ZM122 219V218H121ZM144 219H145V217H144ZM236 219V218H235ZM6 220V219H5ZM11 220V219H10ZM19 219H17L16 221H18ZM31 220V219H30ZM30 220H28V222H30ZM35 220H36V218H35ZM38 220V219H37ZM186 220V219H185ZM197 220V219H196ZM97 221V220H96ZM99 221V220H98ZM27 222V223H28ZM32 222V221H31ZM53 222V221H52ZM109 221H107L106 223H108ZM135 222V221H134ZM1 223V222H0ZM13 223V222H12ZM80 223V222H79ZM109 223H111V222H109ZM108 223V224H109ZM4 225H5V223H3ZM3 224H2V226H3ZM14 224H15V222H14ZM33 224V226H34V222L32 223ZM32 224H29V225H32ZM71 224H72V222H71ZM78 224V223H77ZM104 224V223H103ZM181 224V223H180ZM235 224V223H234ZM17 225L18 224H16V227H17ZM85 225V224H84ZM107 225V224H106ZM116 225V224H115ZM195 225V224H194ZM214 222H208L205 218L204 219H199L198 221H197V223H196V228H197V231H196V233L198 234V236H199V233H198V231H200L201 232V234L204 236V237H202L203 238V240L201 241V243H199V241L197 240V239H192L191 241L190 240H188L190 243H191V246H192V250L193 251H191V253H186V254H184L183 256H182V258H181V264H203L204 263V261H205V256H208V254H213L214 256L216 255V257L219 255V256H221L222 254H223V252L221 251L222 249H221V247L223 246V247H225L226 245H228V243L226 244V242L225 241H223V242H225V243H221V247L220 246H216L215 247V245L213 246V245H210L209 246V244H210V242H212V240L214 239L212 236H213V234H215L216 232V235H218V231H216L215 233L213 232V229H214ZM14 226V225H13ZM35 226H36V224H35ZM34 226V227H35ZM52 226H54V225H52ZM101 226V225H100ZM15 227V228H16ZM60 227V226H59ZM59 227L57 226V228L59 229ZM66 227V226H65ZM67 227H68V225H67ZM191 227V226H190ZM217 227H218V229L220 228L221 229V231L225 228V227H228V225L226 224V223H221V224H219L218 223V226H216V229H217ZM14 228V229H15ZM20 229H21V227H19ZM27 228V227H26ZM54 228V227H53ZM61 228V227H60ZM102 228V227H101ZM112 228V227H111ZM175 228H176V226H175ZM229 228V227H228ZM246 228V227H245ZM16 229H18V228H16ZM31 229H33V228H31ZM57 229V230H58ZM151 229V230H150ZM182 229V228H181ZM180 229V230H181ZM207 229H209V230H207ZM217 229V230H218ZM41 230V229H40ZM64 230V229H63ZM67 230H68V228H67ZM111 230H113V229H111ZM114 230H115V228H114ZM212 230V232H210ZM226 230V229H225ZM230 230H232V233H233V228L232 229H230ZM17 231V233L19 232L18 230H16ZM45 231V230H44ZM55 231V230H54ZM163 231V230H162ZM3 232H5V231H2V233ZM10 232V231H9ZM13 232H14V230H13ZM43 232V231H42ZM49 232V231H48ZM116 233H117V231H115ZM115 232H112V236L111 237H113V236H115V235H117V234H114ZM157 232H158V230H157ZM175 232H176V230H175ZM7 233V232H6ZM21 233V232H20ZM154 233V232H153ZM178 233V232H177ZM1 234V233H0ZM4 234V233H3ZM3 234H1V235H3ZM13 234H16V232H14ZM23 234V233H22ZM27 234V233H26ZM36 234V233H35ZM45 234V233H44ZM52 234V233H51ZM57 234V233H56ZM81 234V233H80ZM147 234H150V233H147ZM196 234V235H197ZM201 234H200V236H201ZM225 233H223L222 235H224ZM227 234V233H226ZM231 234V233H230ZM264 234V233H263ZM41 235V234H40ZM181 235V234H180ZM186 235V234H185ZM215 235V236H216ZM10 236V235H9ZM17 236V235H16ZM45 236V235H44ZM57 236H58V234H57ZM110 236V235H109ZM108 236V237H109ZM233 236V235H232ZM235 236V235H234ZM20 238H21V236H19ZM22 237H24L23 235H22ZM30 237V236H29ZM49 236H48V233H47V238H48ZM53 237V236H52ZM51 237V238H52ZM73 237V236H72ZM70 235L69 236H67L66 235V238L67 239H65V240H61L60 239V237H59V239L61 240V241H53V242H51L50 244H49V246L46 248V249H48V254H46V255H44V256H42V257H38L37 256V253H38V248L40 247V244L39 243H36V241H38L37 239H34V242H31V243H33V245H30L29 247H28V250H26L27 252H28V254L27 253H25V254H27V257L29 256V262H28V264H77V262H78V258H79V256H80V254L82 253L81 251V248L80 247H82V246H80V247H78L77 245H75L74 244V240H73V238H72ZM117 237H118V235H117ZM117 237H115L116 239H117ZM180 237V236H179ZM227 237V236H226ZM0 238H2V237H0ZM8 238V237H7ZM37 238V237H36ZM55 238H57L58 239V237H55ZM81 238V237H80ZM201 238V239H202ZM211 238H213V239H211ZM217 238L218 239H220L218 236H216V241H217ZM230 238V237H229ZM235 238H237V236L235 237ZM17 237H9V239H8V244L9 245H11L10 246V248L11 247H13L12 249H10V250H7L8 249V246H5V242H4V245H3V243H2V245H3V247L0 249V264H17V262H16V259H15V256L17 255V254H19L20 253V246L18 245L19 243H20V240L18 239V243H17ZM173 239V238H172ZM180 239V238H179ZM30 240H32V239H30ZM50 240V239H49ZM55 240V239H54ZM215 240V239H214ZM76 241H78V240H76ZM215 241V242H216ZM220 241V240H219ZM169 242V241H168ZM228 242V241H227ZM7 243V242H6ZM76 243V242H75ZM231 243V242H230ZM117 244V243H116ZM196 244H198L199 245V248H197L195 245ZM1 245V246H2ZM12 245H14V246H12ZM86 246V245H85ZM175 246V245H174ZM24 247V246H23ZM100 248L102 247V246H99ZM116 248L118 247V245H116L115 246ZM187 247V246H186ZM98 248V247H97ZM103 248V247H102ZM260 248V247H259ZM26 249H27V247H26ZM82 249H86V248H82ZM104 249V248H103ZM120 248H118V250H119ZM187 249V248H186ZM196 249V250H195ZM225 249V248H224ZM81 250V251H80ZM97 250H99V249H97ZM104 250H108V249H104ZM123 250V249H122ZM25 250L24 251H22V252H26ZM40 251V250H39ZM99 251H101V250H99ZM110 251V250H109ZM109 251L107 252V253H109ZM134 251V250H133ZM189 251V250H188ZM221 252H222V254H221ZM253 252H255V254H254V256H253ZM102 253V252H101ZM106 253V252H105ZM110 253H112V252H110ZM241 253V252H240ZM121 254V253H120ZM142 254V253H141ZM159 254V253H158ZM164 254V253H163ZM111 255V254H110ZM161 255H162V253H161ZM165 255V254H164ZM181 255V254H180ZM22 256H23V253H22ZM40 256V255H39ZM82 257H83V255H81ZM98 256H103V254H99ZM98 256H96V257H98ZM112 256H113V253H112ZM117 256V255H116ZM132 256V255H131ZM150 256V255H149ZM173 256V255H172ZM212 256V255H211ZM19 257V256H18ZM27 257L26 258H24V259H27ZM135 257V256H134ZM134 257H132V258H134ZM145 257V256H144ZM205 257V258H204ZM210 257V256H209ZM256 257V256H255ZM102 258V257H101ZM114 258V257H113ZM136 258V257H135ZM140 258V257H139ZM204 258V259H203ZM215 258V257H214ZM19 259V258H18ZM21 259V258H20ZM24 259H22V260H24ZM80 259H81V257H80ZM83 259V258H82ZM93 259V258H92ZM124 259V258H123ZM206 259H208V258H206ZM94 260V259H93ZM92 260V261H93ZM97 260V259H96ZM113 260V259H112ZM122 260V259H121ZM126 260V259H125ZM156 260V259H155ZM176 260V259H175ZM220 260H221V257H220ZM227 260V261H228ZM19 261V260H18ZM92 261H91V264H93L92 263ZM128 261V260H127ZM167 261V260H166ZM221 261H223V260H221ZM20 262L21 261H19V264H20ZM83 263H84V261H83ZM88 263V262H87ZM122 263V262H121ZM139 263H141V261L140 260H138V259H132L128 264H139ZM220 263V262H219ZM22 264V263H21ZM23 264H24V262H23ZM27 264V263H26ZM89 264H90V261H89ZM123 264V263H122ZM154 264V263H153ZM231 264V263H230Z\"/></svg>",
  "mask_w": 264,
  "mask_h": 264
}]
</instances>
